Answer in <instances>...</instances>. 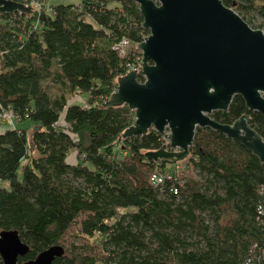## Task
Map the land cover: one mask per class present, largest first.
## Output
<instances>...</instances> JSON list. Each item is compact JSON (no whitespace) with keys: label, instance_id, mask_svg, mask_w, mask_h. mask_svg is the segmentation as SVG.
<instances>
[{"label":"trees","instance_id":"16d2710c","mask_svg":"<svg viewBox=\"0 0 264 264\" xmlns=\"http://www.w3.org/2000/svg\"><path fill=\"white\" fill-rule=\"evenodd\" d=\"M14 1L31 11L0 12V231L16 230L29 246L18 262L78 227L85 242L62 245L52 264H263L264 163L197 127L187 159L195 176L182 182L174 164L146 156L165 143L156 130L123 138L134 111L103 105L117 78L140 67L137 44L149 31L138 4L53 0L47 10L48 0ZM222 2L252 28L244 13L264 4ZM122 40L131 45L123 54ZM2 113L29 128L2 124ZM243 114L264 139V116L240 95L211 117ZM153 172L172 178L152 184Z\"/></svg>","mask_w":264,"mask_h":264},{"label":"water","instance_id":"95a60500","mask_svg":"<svg viewBox=\"0 0 264 264\" xmlns=\"http://www.w3.org/2000/svg\"><path fill=\"white\" fill-rule=\"evenodd\" d=\"M148 35L137 44L140 69L117 78L103 103L127 105L135 120L123 138L156 130L165 140L146 156L167 164L188 157L197 127L211 128L239 142L264 163V139L243 114L232 123L211 117L226 111L240 95L249 111L264 116V32L252 28L222 0H133ZM30 12L14 0H0V12ZM143 77V81L138 80ZM29 250L16 230L0 231L3 264H52L64 254L52 245L35 258L18 262ZM264 264V249L262 251Z\"/></svg>","mask_w":264,"mask_h":264},{"label":"rangeland","instance_id":"374dc122","mask_svg":"<svg viewBox=\"0 0 264 264\" xmlns=\"http://www.w3.org/2000/svg\"><path fill=\"white\" fill-rule=\"evenodd\" d=\"M70 1H75V0H65V2H70ZM54 2L55 1H53V0L46 1L45 8L47 10H49V6L51 4H53ZM261 5H264L263 2H259V4L257 5L256 9H250L248 12L246 11L244 13V15H245L246 19L250 21L251 25L254 26V28L261 29L264 32V16H262L261 13H260V10L264 9V8H262ZM127 48L128 49L131 48V45L128 44ZM139 69H140V67L137 70H139ZM48 82L51 83L50 81H48ZM53 85H54V89L53 90L54 91H59V90L56 89L58 86L56 84H53ZM61 91H63V90H61ZM70 94L71 93H69L68 96ZM83 97L85 98L84 94H83ZM73 98L75 99V101H77L79 99L78 97H75V95H73ZM70 100H72V98ZM4 122H2V124L7 125V126H10V125L17 126V125H19V126H22V127L26 128V129H28L29 126H30V122L29 121H24V122L20 123L17 120H13L11 123H8V119H7ZM187 159H188V157L185 158L184 160L180 161V162H177L176 164H174L175 166H173L176 169V171L178 172L179 176L182 178V182L187 177L195 176L194 175V171H193L192 167L189 166ZM17 174H18V177L21 178V169L20 168L18 169ZM5 184H8V183L5 182ZM77 228L78 227H71L68 230V234L65 235L64 241H61L60 244L64 245L65 247H68V245L70 243H74L77 246H79L80 244H83L85 241L82 238H80V237H76V235H75V230ZM92 241L94 242V240H92ZM94 251L96 252L97 250L94 249Z\"/></svg>","mask_w":264,"mask_h":264},{"label":"built area","instance_id":"2783aa9c","mask_svg":"<svg viewBox=\"0 0 264 264\" xmlns=\"http://www.w3.org/2000/svg\"><path fill=\"white\" fill-rule=\"evenodd\" d=\"M128 43L126 40H122L119 44H118V50L120 51L121 54H123L126 50V47H127ZM132 69H138V68H131L130 70ZM1 118L6 121L8 119V123H11V116H9L7 113H2L1 114ZM170 179L172 178V175L170 172H167L166 174H161L159 172H153L151 175H150V182L152 184H162L164 179Z\"/></svg>","mask_w":264,"mask_h":264},{"label":"crops","instance_id":"0c3cea01","mask_svg":"<svg viewBox=\"0 0 264 264\" xmlns=\"http://www.w3.org/2000/svg\"><path fill=\"white\" fill-rule=\"evenodd\" d=\"M71 156H72V155H71ZM71 156H69V158H70Z\"/></svg>","mask_w":264,"mask_h":264}]
</instances>
